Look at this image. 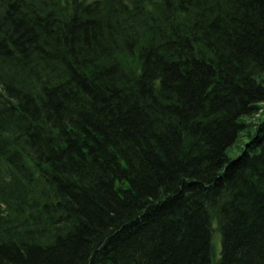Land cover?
<instances>
[{"label": "trees", "instance_id": "16d2710c", "mask_svg": "<svg viewBox=\"0 0 264 264\" xmlns=\"http://www.w3.org/2000/svg\"><path fill=\"white\" fill-rule=\"evenodd\" d=\"M0 264H264V0H0Z\"/></svg>", "mask_w": 264, "mask_h": 264}, {"label": "rangeland", "instance_id": "374dc122", "mask_svg": "<svg viewBox=\"0 0 264 264\" xmlns=\"http://www.w3.org/2000/svg\"><path fill=\"white\" fill-rule=\"evenodd\" d=\"M258 117L259 116H255V117H253V118H250V119H248L249 121H257L258 120ZM247 119V118H246ZM248 140V137L247 136H242L241 138H240V140H238L237 142H236V144L230 149V151H229V155L231 156V157H236V156H238L239 154H240V152L242 151V149H243V146H244V144H245V142ZM214 243H215V245H216V248H217V250L219 251L220 250V246H221V243H220V238H219V234H218V232H216L215 233V236H214Z\"/></svg>", "mask_w": 264, "mask_h": 264}]
</instances>
